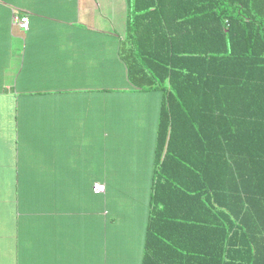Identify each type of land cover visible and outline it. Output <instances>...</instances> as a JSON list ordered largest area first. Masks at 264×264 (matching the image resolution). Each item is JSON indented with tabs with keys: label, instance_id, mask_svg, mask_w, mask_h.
I'll use <instances>...</instances> for the list:
<instances>
[{
	"label": "crops",
	"instance_id": "1",
	"mask_svg": "<svg viewBox=\"0 0 264 264\" xmlns=\"http://www.w3.org/2000/svg\"><path fill=\"white\" fill-rule=\"evenodd\" d=\"M127 11L0 0V264H141L162 94L101 90L126 80Z\"/></svg>",
	"mask_w": 264,
	"mask_h": 264
},
{
	"label": "trees",
	"instance_id": "2",
	"mask_svg": "<svg viewBox=\"0 0 264 264\" xmlns=\"http://www.w3.org/2000/svg\"><path fill=\"white\" fill-rule=\"evenodd\" d=\"M127 5L101 90L162 94L141 264H264V0Z\"/></svg>",
	"mask_w": 264,
	"mask_h": 264
},
{
	"label": "built area",
	"instance_id": "3",
	"mask_svg": "<svg viewBox=\"0 0 264 264\" xmlns=\"http://www.w3.org/2000/svg\"><path fill=\"white\" fill-rule=\"evenodd\" d=\"M15 24L18 25L21 29L27 30L30 26V16L28 13L24 14H17L15 16ZM94 190L97 193H104L106 192V185L101 182H97L94 185Z\"/></svg>",
	"mask_w": 264,
	"mask_h": 264
},
{
	"label": "rangeland",
	"instance_id": "4",
	"mask_svg": "<svg viewBox=\"0 0 264 264\" xmlns=\"http://www.w3.org/2000/svg\"><path fill=\"white\" fill-rule=\"evenodd\" d=\"M139 110V109H138Z\"/></svg>",
	"mask_w": 264,
	"mask_h": 264
}]
</instances>
